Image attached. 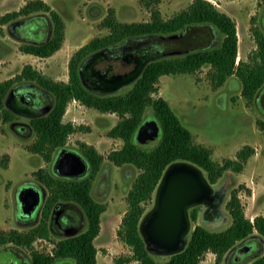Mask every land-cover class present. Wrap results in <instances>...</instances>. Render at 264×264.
<instances>
[{"label": "rangeland", "instance_id": "rangeland-1", "mask_svg": "<svg viewBox=\"0 0 264 264\" xmlns=\"http://www.w3.org/2000/svg\"><path fill=\"white\" fill-rule=\"evenodd\" d=\"M33 1L35 0H0V82L22 72L28 63L55 81L67 82L70 61L75 53L93 39L111 34L112 29L104 21L108 16L112 15L119 22H143L149 21L152 12L159 9L162 17L168 19L186 9L192 0H43L64 22L62 45L47 57L26 53L21 46L30 42V38L45 39L51 36L55 23L50 11H33L28 15L20 14L7 22L2 21L5 14L19 11ZM209 1L236 22L237 63L239 60L251 62L257 50L254 30L264 31V0ZM191 31L200 34L202 38L198 36L194 41H188L186 47L189 50L218 46L224 36L213 27L196 26ZM127 44L134 42L128 41ZM178 45H181L180 41L175 40L171 46ZM181 53L167 52L166 55ZM213 71L210 64H205L192 73L162 75L156 83L157 91L153 93L155 97L162 96L169 102L181 122L190 129L193 141L210 148L214 160L220 163L226 159L238 160L239 150L246 146L254 148L242 170L226 169L215 183H211L220 194L225 193L214 213L204 212L205 203L194 206L198 210V217L196 220L191 219L188 241L197 224L219 231L232 223L226 204L233 192L239 196L247 217L254 220L255 216L264 215V128L259 124L260 120H264V85L249 100L243 95L242 82L237 75L229 76L222 85L216 87L212 79ZM132 85L133 82L115 93H125ZM2 117L0 109V230L24 231L31 226L18 222L23 213L17 199L18 190L36 181L35 172L40 166L50 171L55 153L52 160L47 161L42 154L32 151L30 146L37 139L36 132L29 134L27 127L24 134H19ZM144 118H155L151 106L147 107ZM15 119L30 121L29 116L19 113L15 115ZM119 120L117 113L88 107L76 98L68 102L63 116L64 122H71L78 128L69 135L66 148L82 154L80 142L83 141L93 145L104 156L101 170L93 181V195L103 201L107 208L102 213L101 231L95 239L99 249L97 264H141L132 258V247L117 234L129 208V190L141 171L133 164L118 166L107 157L111 150L120 148L124 143L121 138L108 135ZM158 140L159 138L155 142L139 145L151 147ZM204 173L207 177L205 170ZM49 193L47 188V197ZM155 194L156 191L152 198L143 201V216L153 207ZM194 207L189 209L190 213ZM253 238L256 239L254 235ZM56 239L55 235L51 239H37L34 247L49 252ZM256 240L258 251H253L251 255L258 253L259 256L264 252V241L262 244ZM244 244L246 242L239 241L237 246ZM9 246L12 245H4L2 249L7 251ZM22 250L26 256H30V249ZM6 251L0 253V262L5 263L4 259L8 254L15 256ZM207 253L200 264H216V254ZM152 254L157 261H164L170 256ZM233 256L227 261L228 253L225 254L221 264H235ZM120 258L130 260L119 263L117 260Z\"/></svg>", "mask_w": 264, "mask_h": 264}, {"label": "trees", "instance_id": "trees-1", "mask_svg": "<svg viewBox=\"0 0 264 264\" xmlns=\"http://www.w3.org/2000/svg\"><path fill=\"white\" fill-rule=\"evenodd\" d=\"M50 11L54 21L51 36L44 42H26L21 49L26 53L47 57L58 50L64 39V22L60 15L43 0L27 3L19 11L5 14L2 21L7 22L20 14H30L33 11ZM112 32L104 38H95L80 48L71 58L69 65V80L58 82L36 70L32 64L24 66L22 72L14 77L0 82V109L5 121L14 119L15 114L5 107V97L8 91L20 83H34L43 87L53 97L51 110L42 116L31 119V125L37 134V139L30 146L36 153L42 154L51 161L53 154L66 147L68 137L76 129L71 122H64L63 116L68 102L72 98L79 99L88 107H94L102 112H114L120 120L109 130L108 135L121 138L123 145L111 150L107 157L116 165L133 164L141 171L128 193L129 208L125 212L118 236L133 249V256L141 264H200L207 252L216 254V264H221L225 254H235L237 243L253 238L264 241V215L255 216L254 220L247 217L237 193L233 192L226 207L232 217V223L219 231L209 230L201 224L195 225L189 241L179 253L172 254L164 261H157L147 249L146 242L140 231V222L144 214L143 201L152 198L166 167L175 161H189L207 172L210 183H215L226 169L240 171L244 162L254 152L250 146L238 151V160L226 159L220 163L212 158L210 148L193 141L190 129L185 126L169 102L162 96L155 97L157 82L162 75L176 73H192L205 64H210L214 71L212 79L215 86L222 85L226 79L235 74L242 82V92L249 100L264 85V31L255 29L254 38L257 50L251 62L239 60L238 33L235 20L226 12L221 11L209 0H192L188 7L174 16L164 19L159 9L152 12V18L143 22H119L112 15L105 20ZM196 26L214 28L224 34L220 45L189 50L188 41L196 37L202 38L191 30ZM190 34V36H188ZM180 41L181 45L171 46ZM128 41H144L158 45L164 52L180 55H163L147 63L142 74L125 93L100 95L90 91L82 82L80 66L87 56L100 49H112ZM170 48V51L167 49ZM163 52V51H162ZM154 110L161 133L158 142L151 147L140 146L135 134L145 120L147 107ZM259 124L264 128V120ZM82 155L91 165L88 177L72 180L58 177L39 168L36 179L46 185L50 194L45 202L42 218L39 224L29 231L11 229L0 230V247L9 242L30 246L37 237H48L49 219L52 207L59 201H76L86 211L89 217V228L78 236L65 238L57 242L55 255L33 251V264H52L56 257L72 256L78 264H97V247L93 239L100 231L101 214L106 205L94 199L91 195L92 179L99 171L104 159L93 145L80 142ZM193 220L198 217L194 207L190 213ZM257 233L259 235H257ZM232 256V255H231ZM130 258L118 259L122 263ZM249 264H264V252L252 258Z\"/></svg>", "mask_w": 264, "mask_h": 264}, {"label": "flooded vegetation", "instance_id": "flooded-vegetation-1", "mask_svg": "<svg viewBox=\"0 0 264 264\" xmlns=\"http://www.w3.org/2000/svg\"><path fill=\"white\" fill-rule=\"evenodd\" d=\"M47 39H49V37H46L45 39H39L37 37V39L30 38L29 41L41 43V42L46 41ZM104 50H105L104 53L95 57L94 59H91V56L94 52L91 53L89 56L85 58V60L81 63V66H80V76H81V80L83 84L90 91L96 94H100V95L114 94L119 89L129 85L132 82L134 83L137 80V78L142 74L147 63L154 60V57L164 52L162 48H160L158 45L154 43L149 44L144 41L143 42L137 41L134 44H123L116 48L104 49ZM140 70H142L141 74L132 82H127V79H124V80L122 79L119 82L115 79L116 76H120V75L134 76ZM10 93H11L10 99H8ZM4 101H5V107L11 110L15 115L19 113V114L29 116L30 118L29 122H25L22 120L18 121L17 119H15V117L11 121H5L4 113L1 110L3 121L10 122L11 127L15 130V132L19 134H24V132L27 130V127L29 128L28 130L29 134H31L34 131L31 125V119L34 117H39V116L47 114L53 106V97L51 96L49 92H47L43 87L39 85H35L34 83H28V82L20 83L17 86L11 88L8 91ZM46 109L48 110L44 113ZM147 120L148 119L145 118L142 124ZM139 130H140V127L138 128L135 134V138L138 144H142L140 143V138H139L140 131ZM160 133H161V129H160ZM144 144H148V143H144ZM65 148H61L55 152L54 163H53V166L50 172L58 177L65 178V179H72V180H79V179L88 177L91 173V165L89 161L82 154L81 156L87 162V170L84 173H82L81 175H64L59 172L56 158L60 155V152L62 151V149H65ZM41 167L43 166H40L39 168ZM101 167L102 166H100L99 171L101 170ZM99 171L96 174H98ZM93 181H94V178L92 179L91 195L97 201L104 203L103 201L97 199L95 195H93L94 194ZM30 187H34L40 191L41 203L38 204L36 209L32 211L31 213L23 212V210L21 209V205H20V210L23 213L20 212L21 218L18 219V222H21L24 226H31L30 228L24 231H29L33 227H35L37 224L40 223L41 218H42V211H43L45 202L48 198L46 195L48 187L44 185L42 182H40L38 179H36L35 182H31V184L25 185L24 187L18 190L17 199H18L19 204H21L20 198H19L20 191L23 189L30 188ZM44 191H45V195L43 196ZM214 192H216L215 188H214ZM220 193L217 192L216 200L218 201V204L221 202L225 194V193H222V194ZM205 204H206L205 210H204L205 213L206 212L214 213L216 211V205L218 204L216 203L215 200L205 203ZM101 222H102V217L100 221V231L102 227ZM89 225H90L89 217L85 209L79 203H77L76 201H72V200L59 201L52 207V211H51L50 219H49V232H50L49 236L35 238L30 246L19 245L13 242L3 244L0 247V253L6 251L2 249L4 245L11 244L12 246H9L10 248H8L6 252L12 253L15 256H10L8 254L7 256H5V259H4L5 263L0 262V264H33V251H40L46 254L55 255L54 251L57 246V242L65 238H71V237L80 235L81 233L85 232L89 228ZM100 231L93 239V243L96 247H97V244L95 243V239L100 234ZM54 235L56 236L57 239L54 241V245L51 251L47 252L44 250H38L34 247V243L37 239H51V237ZM245 242L246 244H244L243 246H238L237 250L236 251L234 250L233 252L235 253L233 256L235 264L237 263L243 264L247 258L252 256L251 253H253V251H256V252L258 251L256 247L259 245L257 244L258 241L256 239L249 238L245 240L244 243ZM22 248L30 249V256H26ZM98 252H99V249L97 247L96 258H97ZM231 255H228L227 261L229 260ZM52 264H78V263L74 257L69 256V257H56Z\"/></svg>", "mask_w": 264, "mask_h": 264}, {"label": "water", "instance_id": "water-1", "mask_svg": "<svg viewBox=\"0 0 264 264\" xmlns=\"http://www.w3.org/2000/svg\"><path fill=\"white\" fill-rule=\"evenodd\" d=\"M104 52V49L94 52L91 59ZM166 54L167 52H163L154 59ZM142 70L134 76L120 75L115 79L119 82L122 79L132 82L141 74ZM10 95L11 93L8 99H10ZM160 129L155 118H148L140 126V143L155 142L159 138ZM56 162L59 172L64 175H81L87 170V162L81 154L68 148L62 149ZM217 192V190L214 192L202 167L189 161H175L169 164L157 186L154 205L140 222V231L147 249L151 253L170 255L184 250L188 243L187 236L191 230L189 209L200 203H208L213 200L218 204ZM19 198L21 209L25 213H31L41 203L40 191L34 187L21 190ZM257 255L258 253L253 254L243 264L248 263Z\"/></svg>", "mask_w": 264, "mask_h": 264}, {"label": "crops", "instance_id": "crops-1", "mask_svg": "<svg viewBox=\"0 0 264 264\" xmlns=\"http://www.w3.org/2000/svg\"><path fill=\"white\" fill-rule=\"evenodd\" d=\"M30 54H31V53H30ZM32 55H34V54H32ZM208 253H212L213 255H215V253H213V252H208ZM208 253H207V254H208Z\"/></svg>", "mask_w": 264, "mask_h": 264}]
</instances>
